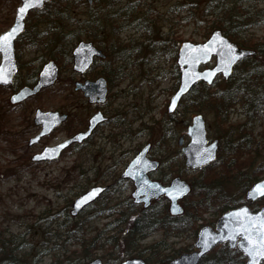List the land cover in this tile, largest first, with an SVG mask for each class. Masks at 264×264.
Returning a JSON list of instances; mask_svg holds the SVG:
<instances>
[{
	"label": "rangeland",
	"instance_id": "rangeland-1",
	"mask_svg": "<svg viewBox=\"0 0 264 264\" xmlns=\"http://www.w3.org/2000/svg\"><path fill=\"white\" fill-rule=\"evenodd\" d=\"M206 2L115 0L112 11L125 6L132 10L129 17L133 26L122 31L119 18L102 25V29L80 24L89 15L102 17L106 13L105 8L109 6L103 0L92 6L85 2L74 6L78 0H53L47 9L28 15L24 35L15 43L17 81L29 83L49 59H53L60 70L54 86L23 103L10 104L12 90L0 87V241L15 239L13 247L22 246L17 253L22 257V264H88L96 258L103 264H120L133 257L156 263L167 256L172 258L191 251L197 229L214 223L211 212L201 213L200 220L192 219L184 228L155 229L130 247L125 241L127 225L120 224L118 232L109 230L107 224L119 222L124 213L138 210L129 206L132 187L121 182L119 176L146 143L151 146L149 156L163 164L154 172L153 179L169 181L180 176L192 183L198 177L199 172L186 171L176 144L185 132L184 121L189 122L196 113H201L206 121L209 140H218L219 149L222 146L224 149L220 151V161L204 171L207 179H225L217 186L225 188L231 199V194H239L242 183V180L234 181L232 172L240 164L251 161L252 169L257 170L264 154V114H249L240 105L227 107V112L217 114L213 104L220 101L218 98H209L197 107L184 100L173 116L166 113L168 100L177 86L175 59L179 44L203 42L217 28L215 26L221 25L216 23L218 17L203 15ZM18 4L19 0H0V33L12 24ZM244 6L261 10L264 0L246 2ZM56 12L64 19L49 16ZM69 30H74L76 39L59 41ZM53 35L57 36L56 48L64 42L63 46L71 50L77 41L91 40L106 52L107 59L98 61L85 75L93 79L99 75L105 77L103 71L108 73L112 89L106 106L87 103L73 89V82L83 78L71 71L66 59L50 53L51 46H45ZM230 39L235 43L247 40L255 45L264 43V22ZM121 48L128 54L122 61L117 60ZM225 83L221 78L215 80L209 92L225 88ZM36 108L66 113L68 120L38 143L28 146V139L38 132L33 124ZM98 108L104 110L109 121L101 125L89 141L71 146L57 160L30 161L31 155L44 146L57 144L84 129L86 120ZM231 131L244 135L236 143L242 145L236 153H231ZM172 132L176 134L174 138ZM245 141L252 142L249 149H245ZM96 185L107 186V192L78 216H70L72 200ZM189 196L188 202L203 199L199 193ZM158 204L161 213L163 207L167 211L163 201ZM76 226H79L77 230ZM117 239V247L107 244Z\"/></svg>",
	"mask_w": 264,
	"mask_h": 264
},
{
	"label": "water",
	"instance_id": "water-1",
	"mask_svg": "<svg viewBox=\"0 0 264 264\" xmlns=\"http://www.w3.org/2000/svg\"><path fill=\"white\" fill-rule=\"evenodd\" d=\"M15 9L13 23L9 29L0 33V36L11 31L13 27L20 24L16 37L11 41V46L5 51L0 52V86L7 87L13 80L16 71L14 41L22 34L25 27V18L29 11L41 9L45 3L51 0H33L35 6L28 9L23 19H20L18 9L23 6V0ZM91 5L94 0H85ZM211 1V0H208ZM254 54L253 50L239 48L225 36L220 29H213L206 40L199 43L182 41L176 52L175 64L178 69V86L167 105V112L172 114L180 100L197 83H204L211 86L217 76H221L225 81L231 77L234 67L239 61ZM233 56L239 59L230 62ZM72 70L80 75L87 72L93 64L94 58H104L101 49L89 41H79L71 51ZM214 58V64L211 67H204L211 63ZM203 67V68H201ZM58 77V67L53 60L45 62L38 72L37 79L32 86H23L9 97L11 104H19L29 97L36 95L41 89L50 87L55 83ZM74 89L80 90L83 96L90 104H103L107 96V82L103 77H97L94 80H84L83 82H74ZM264 92V85L262 86ZM175 100V106L172 101ZM67 119L66 114H60L58 111H42L37 108L34 112L33 123L40 126V132L30 138L28 145L37 143L41 137L50 134L57 126ZM106 118L98 111L90 116L86 130L73 134L61 143L45 146L39 153L31 157V161L44 162L59 158L61 152L73 143H82L92 133V131ZM189 141L183 146V136L178 139V145L181 146V152L185 159V166L192 170L200 169L216 159L218 144L214 140L208 143L206 137L205 120L201 114H197L191 119V124L187 128ZM149 145L143 147L129 162L121 174V178H129L133 181L134 190L131 193L135 203H143V207L150 204L151 199H157L164 195L169 200L168 211L172 216H178L183 213V208L178 201L186 197L191 187L179 177L173 178L169 185L163 186L161 183L150 180L148 173L158 167L157 161L149 160L146 157ZM258 185H264V178L254 182L244 193L247 201L254 202L264 197V188H257ZM106 189L105 186H93L77 196L72 204L70 214L76 216L83 208L92 203ZM93 193H95L93 195ZM245 210L247 216L257 219L264 216V206L253 212L248 206L242 205L222 213L216 220L214 228L208 225L200 227L194 241L195 249L191 252L182 253L171 260V264H198L199 261L210 252L216 245L226 243L230 249L237 248L241 254L247 258L245 264H253V258L248 254L250 247L245 236ZM239 214V215H238ZM243 221V223H241ZM259 264L264 259L257 257ZM88 264H101L100 259H94ZM120 264H150L141 258H131L122 261Z\"/></svg>",
	"mask_w": 264,
	"mask_h": 264
},
{
	"label": "trees",
	"instance_id": "trees-1",
	"mask_svg": "<svg viewBox=\"0 0 264 264\" xmlns=\"http://www.w3.org/2000/svg\"><path fill=\"white\" fill-rule=\"evenodd\" d=\"M103 1L107 3V6H109H106L107 8H105L106 13H104L102 17L100 15L98 17L89 15L85 21L80 23L82 26L86 27L87 25V28L102 29V25H106L107 23L111 24V22L116 18H119V20L122 21V24H120L121 31L126 27L131 28L133 26V22L132 20H130V18L132 17H129L132 12L131 8L125 6L124 8H119L116 11H112V8L115 6V0ZM258 1L259 0H212L210 2H206L203 15L218 17L216 23H219L221 25H217L215 27L221 28L224 34L229 38H236L238 35L246 33L252 25L264 22V7L261 10H254L252 9V6H244L246 2L253 4ZM52 2L53 1L46 4L42 10L33 11L32 13L41 12L47 9V6H50ZM84 2V0H78V3L74 4V6H77V4ZM58 12L60 13V11ZM49 16L51 18H59L60 20L64 19V17L61 18V14L59 17L57 12L54 14H49ZM74 33V30H69L67 34H64V37L60 36L59 41L62 38H65L69 41L76 39ZM56 39L57 36L53 35L52 40H49V44H46L45 46H51L52 48L50 53H55L57 54V56L60 55L61 58L66 59L70 63V49L66 46H63L65 45L64 42L62 46L56 48ZM237 44L241 47L252 46V49L255 51V53L253 56L244 59L235 67L232 77L225 83L226 87L223 89H220L219 87V89L215 88L216 90L210 93L209 87L205 86L202 83H199L193 87V89L187 94L183 101L189 100L191 102V106L197 107L198 105L205 104L206 100L209 98H213L214 100H217L218 98L220 101L217 104H213L217 114H223L227 112V107L230 108L236 105H240L243 109L247 110L249 114H254L257 112L264 114V93L261 89L264 83V43L261 42L255 45L247 40L244 42H238ZM32 46L36 47L34 42H32ZM121 52L122 53H120V56H117V60L122 61L128 54H125L126 50H124L123 48H121ZM103 74L108 80L109 87L111 88L112 82L108 77V73L106 74L105 71H103ZM177 75V72H175L176 78L178 77ZM35 76L36 74H34L33 79L30 80V82L35 79ZM21 85L22 84L17 81L16 76L14 82L10 86V89L14 91ZM180 105H182V103ZM186 125H188V120L184 121V126ZM225 132L227 133L229 131L225 130ZM171 137H175V132H172ZM239 137L243 139L244 135L239 136V134H233L231 131V153H236L238 150H240V147L242 145L238 146L236 144L239 140ZM224 141L227 142L226 138ZM234 144H236L237 146L234 147ZM250 144H252V142L250 143V141H245L243 145H245V149H249ZM253 148L255 149V147ZM222 150H224L223 146L219 149V155L214 163L220 161V151L222 152ZM177 153L180 154L179 152ZM258 163L259 164L257 165V170L252 169L253 165L251 161L250 163L240 164V167H237L232 172L231 176L235 178L234 181L242 180V183L238 191L239 194L236 196L231 194V199L230 195L226 193L225 188L217 186L218 183H223L225 179H207L204 171L209 168L211 166L210 165L209 167L201 170L198 177L194 179L191 184L192 192L189 197H192V195L194 196L199 193L201 194V197L203 199H191L188 202V198H186L183 201V204L185 205V211L183 215L179 217H171L168 215L165 207H163L164 212L161 213V211L159 210L161 207L158 203H160V201H163V206H166L165 200L161 199L159 200V202L149 206L146 209L138 208V210H132V213H124L119 222L114 221L111 224H107V226L109 227V230L112 229L114 231H118V229L121 228L120 224L127 225V227H125L124 229L125 241H127V245L130 247L131 244H134L136 240L145 237L155 229H174L173 227L184 228L186 222H189L192 219L194 220V222L200 220L201 213L203 212H211L214 215L215 221L217 216L225 210L244 203L242 197L244 190L252 182L264 176V154L262 155V158ZM220 175L224 177L222 173ZM130 205L132 207L131 203H129V206ZM258 205V202L250 204L253 210L257 209ZM189 208L192 209V212L189 211ZM209 223L211 225L213 224V222ZM78 228L79 226H76L75 229L77 230ZM14 241L16 240L3 239L0 241V259L2 261L4 260L2 263L0 261V264H22V257L17 256L18 250H20L19 247L22 248V246L14 248ZM118 241L119 240L117 239L114 242L107 244H114V246L117 247ZM170 259L171 257L167 256L165 258L159 259L158 261L162 262V264H170ZM242 261L243 258L236 249L230 250L226 245H221L214 252L206 255L201 260L200 264H242ZM262 264H264V262Z\"/></svg>",
	"mask_w": 264,
	"mask_h": 264
},
{
	"label": "snow or ice",
	"instance_id": "snow-or-ice-1",
	"mask_svg": "<svg viewBox=\"0 0 264 264\" xmlns=\"http://www.w3.org/2000/svg\"><path fill=\"white\" fill-rule=\"evenodd\" d=\"M36 2H39V0H36ZM33 6H35L33 0H23V6L18 9L20 19H23L24 14ZM20 27L21 25L17 24L11 31L0 36V52L5 51L11 46V41L16 37L17 30ZM237 59H239L238 56H233L230 62H234ZM172 105L175 106V100L172 101ZM257 188H264V185H258ZM245 220L247 221L245 225V236L250 246L247 251L253 258V264H259L257 257L264 259V216L253 219L247 216L245 210Z\"/></svg>",
	"mask_w": 264,
	"mask_h": 264
},
{
	"label": "flooded vegetation",
	"instance_id": "flooded-vegetation-1",
	"mask_svg": "<svg viewBox=\"0 0 264 264\" xmlns=\"http://www.w3.org/2000/svg\"><path fill=\"white\" fill-rule=\"evenodd\" d=\"M107 59V58H106ZM105 58H100V59H95V62H94V64H93V66L99 61L100 63L101 62H103V61H105L106 60ZM92 69V68H91ZM75 75H77L78 77H80V78H83V79H79L78 81H80V82H83L84 80H86V79H88V80H93V79H89V78H86L85 77V75H87V74H85V75H79V74H76V73H74ZM76 81V80H75ZM74 81V82H75ZM74 82H73V84H74ZM108 88H109V86H108ZM77 92V91H76ZM80 94H81V92H79ZM110 93V92H109ZM109 95V94H108ZM81 96H82V94H81ZM108 103V96H107V99H106V101H105V103L104 104H91V105H96V106H106V104ZM100 111L102 114H103V116H105V118H106V120H105V122H103V123H101L92 133H91V135H90V137L87 139V141H89L91 138H92V136H94L95 135V133H96V131L98 130V128L101 126V125H103V124H106L108 121H109V117L106 115V113L104 112V110H101L100 108H98L96 111ZM89 118V117H88ZM86 125H87V120H86ZM85 128H86V126H85ZM84 128V129H85ZM83 130V129H82ZM180 136H182V134L180 135ZM179 136V137H180ZM178 137V138H179ZM86 141V142H87ZM178 142V141H177ZM149 144V143H148ZM177 144V143H176ZM150 144H149V149H148V152H147V157L150 159V160H154V161H157V163H158V167L154 170V171H152L150 174H148L149 175V178H151V179H153V177H154V172H156V171H158L159 170V168L161 167V165L163 166V164L159 161V160H157V159H154V158H151L150 156H149V152H150ZM180 149V148H179ZM134 157V156H133ZM181 159V158H180ZM182 160V159H181ZM129 163V162H128ZM128 163H127V165H128ZM122 173V172H121ZM119 180L121 181V182H123V183H128L131 187H132V190H131V193H132V191L134 190V185H133V181L132 180H130L129 178H121V174H120V176H119ZM154 180H157V179H154ZM157 181H159V180H157ZM170 181V180H169ZM169 181H167V179L166 178H164L163 180H160L159 182L161 183V184H163V185H166V184H168V182ZM131 193H130V197H131ZM132 198V197H131ZM130 203L132 204V206H134V207H136V208H140V209H146V208H148V207H146V208H144L143 207V205H142V203H135V202H133V199H131V201H130ZM154 203L155 202H152L151 203V205H154ZM150 206V205H149Z\"/></svg>",
	"mask_w": 264,
	"mask_h": 264
}]
</instances>
